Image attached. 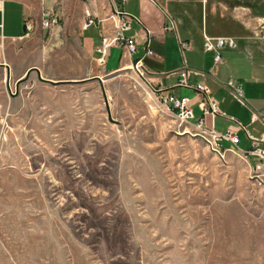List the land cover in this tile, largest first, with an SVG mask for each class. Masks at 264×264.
I'll return each mask as SVG.
<instances>
[{"label":"rangeland","instance_id":"rangeland-1","mask_svg":"<svg viewBox=\"0 0 264 264\" xmlns=\"http://www.w3.org/2000/svg\"><path fill=\"white\" fill-rule=\"evenodd\" d=\"M175 8L176 34L197 53L186 60L213 64L202 28L234 38L220 77L256 96L247 79L260 68L244 44L260 53L264 0ZM53 48L64 61L42 65L46 80L0 67V264H264V178L253 159L214 153L130 68L65 62L66 48ZM214 99L241 108L230 94Z\"/></svg>","mask_w":264,"mask_h":264},{"label":"crops","instance_id":"crops-1","mask_svg":"<svg viewBox=\"0 0 264 264\" xmlns=\"http://www.w3.org/2000/svg\"><path fill=\"white\" fill-rule=\"evenodd\" d=\"M182 1L186 0H128L124 3L121 11L141 22V25L133 23L132 30L126 35L136 38L137 54L130 57L122 49H111L106 63L107 66L111 63V67L106 69V72L130 68L132 61L143 57L145 53L144 36L147 31L149 33V47L152 51L151 56L144 58V68L148 78L166 92L188 98L193 104V110L197 107L200 113L198 107L200 96L193 90L176 87L179 80L178 72L183 69L194 72L196 75H191V83L205 84L210 89L211 95L214 94V98L218 95L225 96V98L229 97L230 93L226 90L225 83L234 79L231 77L226 78L225 81L221 79V66L224 65L225 61L213 70L214 59L213 64L208 66L202 55L201 61L196 60L195 56L190 57L192 61H187L184 54H181L177 43L181 39L176 34L175 23V18H178L180 11L176 10L175 5H179ZM190 1L204 2V0ZM43 11L52 12L58 16L59 24L48 29L42 28L41 14ZM86 11H89L100 23L83 30L82 25L86 20ZM109 14L110 6L107 0H3L0 8V24L3 26L0 35V67L5 69L7 75H12L15 68L20 66L19 74L16 77L19 81L26 79L33 71L36 72L38 79L46 80L44 78L49 77L43 75L42 65L52 61H64L53 59V56L59 51L53 47L66 48L65 54L69 56V59L67 58L65 62L71 61L74 55H85L96 61L95 47L99 44L101 36L108 34L113 28L112 22L107 19ZM170 20L173 21L175 27L172 32L168 30ZM27 23H31L33 29L29 36L25 37V25ZM201 32L202 39L203 35H208L206 28H202ZM237 39L243 43L240 37ZM189 44L190 50L187 52L197 54L196 49L191 47L190 42ZM244 46L248 48L247 52L251 56L255 55L254 60L260 68V77L251 75L247 80L260 87V91L256 93V96H250L247 85H241L234 80L241 87L243 86L245 105L238 103L241 108H235L234 104L225 105L223 99L218 106L222 113L242 124L249 134L257 136L264 132V37L260 38V53L258 54L253 53L248 42ZM118 55L119 58L117 59L116 56ZM179 56L181 62H179ZM246 102H248V106ZM214 124L218 132H224L230 125L221 117H217ZM242 133L246 137L243 131L237 133L240 140L238 144L240 150L243 141L239 135ZM246 142L249 144L247 138ZM226 145H228L227 147L230 146L229 144Z\"/></svg>","mask_w":264,"mask_h":264},{"label":"built area","instance_id":"built-area-1","mask_svg":"<svg viewBox=\"0 0 264 264\" xmlns=\"http://www.w3.org/2000/svg\"><path fill=\"white\" fill-rule=\"evenodd\" d=\"M110 6V14L107 19L112 22V30L101 36L99 44L95 47L94 53L97 56L96 62L100 67H105L109 58L110 50L113 48L122 49L130 57L137 54V41L134 36L127 37L125 34L132 30V24L141 25L139 19L122 12L118 8V4L123 5L128 0H107ZM3 0H0V8ZM86 20L82 25L83 30H87L91 26L100 23L89 11L85 12ZM59 24V18L52 12L43 11L41 14V26L48 29ZM2 24H0V35L2 33ZM33 29L31 23L25 25V37H28ZM174 23L170 20L168 30L174 31ZM203 48L205 52L214 54V68L220 65L223 60L220 51L223 49H237V43L231 37H209L203 35ZM149 33L146 31L144 36L145 53L143 57L136 59L130 63V69L143 82L146 88L155 96L157 102L168 113L175 117L180 123L190 124L198 135L211 147L216 154L238 153L245 160L253 159L252 169L254 173L264 178V132L257 136L249 134L246 128L237 120L227 116L219 110L217 101L212 97L210 89L203 83H191V75L194 72L183 69L178 72L179 80L176 87L193 90L200 96L198 107L201 116L196 117L188 98L178 97L161 89L159 85L153 84L145 71L144 58L151 56L152 51L149 47ZM181 54L190 50V44L186 41H177ZM226 90L232 95L233 99L240 105H245L244 92L241 85L234 80H228L225 83ZM217 117L224 118L230 123L224 132H218L215 128L214 121ZM239 131L246 134L250 149L242 151L238 148L240 140L237 136ZM229 144V147H225Z\"/></svg>","mask_w":264,"mask_h":264}]
</instances>
